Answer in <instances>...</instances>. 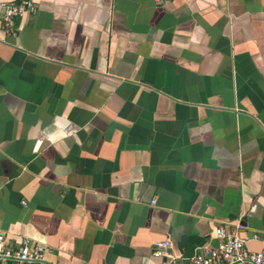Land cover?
<instances>
[{
  "label": "crops",
  "instance_id": "1",
  "mask_svg": "<svg viewBox=\"0 0 264 264\" xmlns=\"http://www.w3.org/2000/svg\"><path fill=\"white\" fill-rule=\"evenodd\" d=\"M33 1L0 26L6 243L158 264L168 238L186 264L222 225L260 250L264 0Z\"/></svg>",
  "mask_w": 264,
  "mask_h": 264
},
{
  "label": "built area",
  "instance_id": "2",
  "mask_svg": "<svg viewBox=\"0 0 264 264\" xmlns=\"http://www.w3.org/2000/svg\"><path fill=\"white\" fill-rule=\"evenodd\" d=\"M165 0H153L161 4ZM37 9L33 0H0V26L9 36H15L16 18L34 15ZM258 239L257 234L246 235L238 227L227 229L216 226L210 242L198 247L186 264H264V245L258 251H251L248 242ZM214 241V242H211ZM170 240L152 242L151 254L160 260L158 264H178V258L171 252ZM45 248L41 244L23 239L13 248L6 243V236L0 231V264H48L45 262Z\"/></svg>",
  "mask_w": 264,
  "mask_h": 264
}]
</instances>
